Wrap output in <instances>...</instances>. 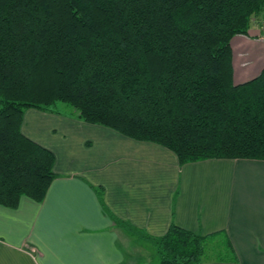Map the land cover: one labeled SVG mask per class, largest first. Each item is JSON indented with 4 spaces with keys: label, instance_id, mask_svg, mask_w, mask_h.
<instances>
[{
    "label": "trees",
    "instance_id": "obj_1",
    "mask_svg": "<svg viewBox=\"0 0 264 264\" xmlns=\"http://www.w3.org/2000/svg\"><path fill=\"white\" fill-rule=\"evenodd\" d=\"M258 17L262 35L264 0H0V206L44 200L54 156L21 126L28 109L61 115L58 103L180 167L264 161V67L235 85L230 46ZM141 236L158 264H201L207 244L173 224Z\"/></svg>",
    "mask_w": 264,
    "mask_h": 264
},
{
    "label": "crops",
    "instance_id": "obj_2",
    "mask_svg": "<svg viewBox=\"0 0 264 264\" xmlns=\"http://www.w3.org/2000/svg\"><path fill=\"white\" fill-rule=\"evenodd\" d=\"M256 39L250 31L230 43L235 85L264 67ZM21 133L53 154L56 177L41 203L0 206V264H158L141 235L161 237L172 224L207 243L224 238L231 255L207 264H264V161L180 167L159 145L35 109L24 113Z\"/></svg>",
    "mask_w": 264,
    "mask_h": 264
},
{
    "label": "rangeland",
    "instance_id": "obj_3",
    "mask_svg": "<svg viewBox=\"0 0 264 264\" xmlns=\"http://www.w3.org/2000/svg\"><path fill=\"white\" fill-rule=\"evenodd\" d=\"M263 19L258 17L254 20L251 35L258 39V41H264V33L261 35L260 30L262 27ZM247 54H239L238 57L243 58V61L246 62ZM247 57V58H246ZM56 108L62 112V114H71L73 110L66 106L65 104H57ZM231 255L230 250L226 244V241L223 237L214 238L209 240L205 246V253L202 257L201 264H207L208 262L217 261L218 259H226Z\"/></svg>",
    "mask_w": 264,
    "mask_h": 264
}]
</instances>
